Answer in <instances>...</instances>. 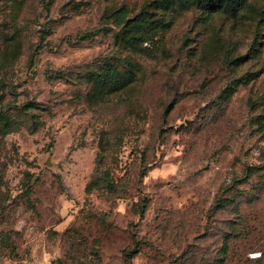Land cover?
Wrapping results in <instances>:
<instances>
[{
	"label": "rangeland",
	"instance_id": "1",
	"mask_svg": "<svg viewBox=\"0 0 264 264\" xmlns=\"http://www.w3.org/2000/svg\"><path fill=\"white\" fill-rule=\"evenodd\" d=\"M7 120L0 264H264V0H0Z\"/></svg>",
	"mask_w": 264,
	"mask_h": 264
},
{
	"label": "trees",
	"instance_id": "2",
	"mask_svg": "<svg viewBox=\"0 0 264 264\" xmlns=\"http://www.w3.org/2000/svg\"><path fill=\"white\" fill-rule=\"evenodd\" d=\"M205 3L213 4L215 3V0H205ZM114 17L116 20L122 22L123 30L124 31L126 30L125 34L129 35V40L127 43L131 52L135 51L138 43L149 41L151 37L150 36L151 32L158 29L157 22L152 20V17H148V15L145 13H140L133 18L125 20L126 18L125 13L122 10H118L117 12L114 13ZM114 81L117 83L116 80ZM10 131L12 132L13 130L11 128V124L9 120L5 121L3 124L0 123V135L9 133ZM255 170L261 171L263 173L262 177L264 178V165L256 168ZM92 185L93 183H90L87 186L88 191L92 188ZM135 255H136L135 253L127 254L125 256L126 261L132 259L133 256ZM257 260H253V261H257Z\"/></svg>",
	"mask_w": 264,
	"mask_h": 264
},
{
	"label": "built area",
	"instance_id": "3",
	"mask_svg": "<svg viewBox=\"0 0 264 264\" xmlns=\"http://www.w3.org/2000/svg\"><path fill=\"white\" fill-rule=\"evenodd\" d=\"M248 257L251 260H257L260 258V254L259 253L258 254L257 253H250V254H248Z\"/></svg>",
	"mask_w": 264,
	"mask_h": 264
}]
</instances>
